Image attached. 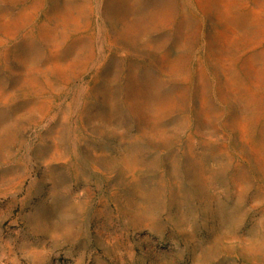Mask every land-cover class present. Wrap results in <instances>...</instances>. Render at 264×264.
<instances>
[{
  "label": "rangeland",
  "instance_id": "1",
  "mask_svg": "<svg viewBox=\"0 0 264 264\" xmlns=\"http://www.w3.org/2000/svg\"><path fill=\"white\" fill-rule=\"evenodd\" d=\"M0 264H264V0H0Z\"/></svg>",
  "mask_w": 264,
  "mask_h": 264
}]
</instances>
